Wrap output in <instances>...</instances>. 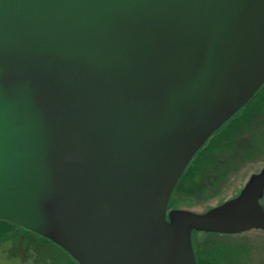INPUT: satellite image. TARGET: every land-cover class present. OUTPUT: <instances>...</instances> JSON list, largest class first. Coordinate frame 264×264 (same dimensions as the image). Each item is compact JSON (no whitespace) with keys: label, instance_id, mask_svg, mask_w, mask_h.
<instances>
[{"label":"water","instance_id":"water-1","mask_svg":"<svg viewBox=\"0 0 264 264\" xmlns=\"http://www.w3.org/2000/svg\"><path fill=\"white\" fill-rule=\"evenodd\" d=\"M264 87V0H0V221L76 264H198L192 235L264 232V170L169 210Z\"/></svg>","mask_w":264,"mask_h":264},{"label":"rangeland","instance_id":"rangeland-1","mask_svg":"<svg viewBox=\"0 0 264 264\" xmlns=\"http://www.w3.org/2000/svg\"><path fill=\"white\" fill-rule=\"evenodd\" d=\"M259 109H264V102ZM261 122L262 124L259 125ZM254 125L253 129L251 128L252 133L250 135L243 136L240 134L237 139L231 140L232 142L221 145L222 147L235 142L233 146L229 147L227 154L219 152L218 150L215 152L217 159L221 161L230 156L248 157L242 161L235 160L232 163L230 166L231 173L228 176L230 179L227 178L225 185L221 186L216 193L201 199L174 192L169 204V210L188 209L203 213L233 198L238 194L243 181L249 175L264 170V116ZM237 147H239V151H236L238 149ZM209 171L211 170L209 169ZM209 171L206 170L204 172L207 173ZM3 230L4 232L0 233V264H67L69 261L50 244L42 243L38 240L39 238L33 235H27L22 229L5 228ZM262 235L264 234L260 231L245 233L244 236H249L250 240L243 242L242 246L238 245L242 247V250L235 255L227 256L222 249V251H219L216 259L213 257L209 259L202 255L200 260L202 264H264V236L260 237ZM207 238L208 236L203 234L193 233V246L195 242L203 243ZM209 245V243H206L203 250L210 252L209 247L211 246Z\"/></svg>","mask_w":264,"mask_h":264},{"label":"flooded vegetation","instance_id":"flooded-vegetation-1","mask_svg":"<svg viewBox=\"0 0 264 264\" xmlns=\"http://www.w3.org/2000/svg\"><path fill=\"white\" fill-rule=\"evenodd\" d=\"M243 111H244V109L241 111L240 114H238L237 116L233 117L231 120L233 121V120H238L239 119V120H241V122L242 121H244V122L246 121V123H247L249 115L248 114L244 115L245 113ZM252 111H254V113H253L254 120H253V122H249V124H247L248 126L245 127L244 129L241 128L242 131H241L240 134H242L243 136L247 135V134L250 135L252 133L253 127L255 126L254 124H256L258 122V120L262 119V116H264V109H259L258 107H256ZM229 122L226 124L225 127L221 128L214 135H216L220 131L226 129V127H228L227 125L229 124ZM246 123H243V124L245 125ZM261 124H262V122L259 125H261ZM212 137L210 139H212ZM210 139H209V141H210ZM230 142H232V141H230ZM207 143H206V145H207ZM233 144H235V142L232 143L231 145H225L222 148H219V147H221V146H219L217 149H218L219 152H224L225 154H227L228 151H229V147L233 146ZM204 147L202 149H204ZM237 148L238 149L236 151H239V147H237ZM202 149L200 151H202ZM212 156H213V158H212V160L210 162L211 165L209 166V169L211 171L207 172L205 174L204 178H201V180H202V188L198 190L199 193L196 196H194L195 198L201 199V198H205V197L209 196L210 194L216 193L220 189L221 186L225 185V182H226L227 178H229L228 176L231 173L230 166L232 165V163L235 162V160H241L242 161V160L248 158L247 156L243 157V158L236 157V156H230L227 159H223L224 161L223 160L221 161V160L217 159V154L216 155L212 154ZM214 167H215V169H214ZM253 174H256V173H253ZM253 174H251V175H253ZM251 175H249L248 178H246V180L243 181V184H242L239 192L246 185V183H247V181H248V179L250 178ZM260 205L264 209V197H262V199L260 200ZM260 232L264 234V232L262 230ZM263 236L264 235H262L260 237H263ZM246 240H250V237L249 236H244V235H223V236L222 235H210V236H208L207 239H205V241L203 243L195 242L193 248L195 246H197L200 249H203L204 245L206 243H209L210 244L209 246H211V247H209L210 252H208L207 250L206 251L203 250L204 251L203 255L206 258L208 257L209 259H211L212 257L214 259H216L217 256L219 255V251H222V249H223L224 254L227 255V256L228 255L232 256V255L237 254L240 250H242V247H240L238 245L242 246L243 242H245ZM213 247L215 249H217V250H215ZM211 262L213 263V261H211Z\"/></svg>","mask_w":264,"mask_h":264},{"label":"trees","instance_id":"trees-1","mask_svg":"<svg viewBox=\"0 0 264 264\" xmlns=\"http://www.w3.org/2000/svg\"><path fill=\"white\" fill-rule=\"evenodd\" d=\"M264 102V87L260 90V92L250 101L244 108V115L248 116V122L241 120H231L229 124L227 125L226 129L220 131L218 134L214 135L212 139L207 143V145L202 149V151L198 152L193 160L188 165L187 169L185 170L184 174L182 175L180 181L178 182L174 192H179L188 196H196L199 193V189L202 188V180L201 178L205 177L206 170L209 171V166L211 165L210 162L213 158L212 154L215 155L216 150L219 146H221L224 143H230L231 140H235L240 136V133L242 129L247 127L249 122H253L254 117L253 113L256 107L261 106V104ZM251 114V115H250ZM243 123H246L245 125ZM242 128V129H241ZM223 147V146H222ZM221 147V148H222ZM7 228H16L12 225H9L6 222L0 221V233H3V229ZM25 231V230H24ZM27 235H33L40 240L42 243L50 244L46 240L28 232L25 231ZM53 248L56 249L59 253L63 254L69 261L67 264H76L69 256H67L64 252H62L60 249L56 248L52 244H50ZM203 249H200L199 247H194V253L198 264H202L200 257L203 255Z\"/></svg>","mask_w":264,"mask_h":264}]
</instances>
